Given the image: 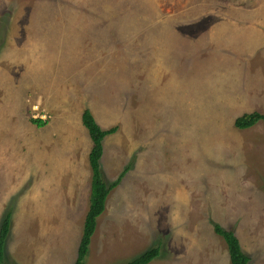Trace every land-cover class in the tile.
Masks as SVG:
<instances>
[{"label": "rangeland", "instance_id": "rangeland-1", "mask_svg": "<svg viewBox=\"0 0 264 264\" xmlns=\"http://www.w3.org/2000/svg\"><path fill=\"white\" fill-rule=\"evenodd\" d=\"M84 109L117 185L82 264H230L214 224L264 264V0H0V264L74 263Z\"/></svg>", "mask_w": 264, "mask_h": 264}, {"label": "trees", "instance_id": "trees-1", "mask_svg": "<svg viewBox=\"0 0 264 264\" xmlns=\"http://www.w3.org/2000/svg\"><path fill=\"white\" fill-rule=\"evenodd\" d=\"M258 121H262L264 123V113H244L236 117L234 120V126L238 129H246L255 125ZM32 122L37 126H43L46 124V121L37 118L32 119ZM81 122L87 129L92 142V147L88 154V161L91 169V191L88 210L85 214L82 225V234L77 248L76 259L73 264H82L89 250V243L96 227V218L103 212L105 208L106 198L110 188L117 185L116 182L109 187L106 185L102 178L99 164L103 154L102 142L106 136L116 131V127L113 126L106 129L101 128L88 109H84L82 112ZM213 229L217 235L222 237L227 246L230 264H248L249 257L242 251L239 240L235 234L230 230L223 229L217 224H214ZM9 231L10 213H7L3 223L0 226V263L4 259L5 242ZM158 254L159 248L151 247L131 260L122 262L120 264H147L156 258Z\"/></svg>", "mask_w": 264, "mask_h": 264}, {"label": "built area", "instance_id": "built-area-1", "mask_svg": "<svg viewBox=\"0 0 264 264\" xmlns=\"http://www.w3.org/2000/svg\"><path fill=\"white\" fill-rule=\"evenodd\" d=\"M42 118H44V119H42V120H46V116H44V115H43V117H42Z\"/></svg>", "mask_w": 264, "mask_h": 264}, {"label": "clouds", "instance_id": "clouds-1", "mask_svg": "<svg viewBox=\"0 0 264 264\" xmlns=\"http://www.w3.org/2000/svg\"><path fill=\"white\" fill-rule=\"evenodd\" d=\"M45 121V120H44Z\"/></svg>", "mask_w": 264, "mask_h": 264}]
</instances>
